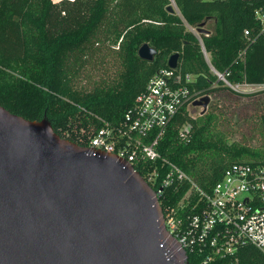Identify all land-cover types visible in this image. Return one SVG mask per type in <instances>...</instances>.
Wrapping results in <instances>:
<instances>
[{
	"label": "trees",
	"instance_id": "1",
	"mask_svg": "<svg viewBox=\"0 0 264 264\" xmlns=\"http://www.w3.org/2000/svg\"><path fill=\"white\" fill-rule=\"evenodd\" d=\"M172 1L176 10L169 12ZM257 10L264 13V0H0V105L29 120L46 117L57 134L84 146L104 122L123 120L135 96L174 52L177 70L193 76L189 87L202 96L231 91L216 81L202 47L229 83L264 84V29ZM185 24L208 32L196 35ZM143 43L156 50L152 61L137 55ZM103 50L120 63L119 72L90 90L77 87L78 71ZM186 122L191 129L181 139L178 128ZM212 123L209 113L193 117L183 106L157 147L206 192L232 164L264 163L246 146L214 134ZM134 167L143 175L141 165ZM158 171L154 189L166 168ZM189 187L187 181L164 187L158 198L162 210L177 206ZM196 197L192 192L178 212H190ZM203 258L197 250L187 252L188 264H264L262 252L247 243L232 255Z\"/></svg>",
	"mask_w": 264,
	"mask_h": 264
},
{
	"label": "water",
	"instance_id": "2",
	"mask_svg": "<svg viewBox=\"0 0 264 264\" xmlns=\"http://www.w3.org/2000/svg\"><path fill=\"white\" fill-rule=\"evenodd\" d=\"M155 54L148 43L137 50L146 61ZM177 60L170 54L167 66ZM209 100L193 105L204 112ZM0 264L188 262L164 226L156 192L128 162L87 155L46 117L29 120L0 105Z\"/></svg>",
	"mask_w": 264,
	"mask_h": 264
},
{
	"label": "built area",
	"instance_id": "3",
	"mask_svg": "<svg viewBox=\"0 0 264 264\" xmlns=\"http://www.w3.org/2000/svg\"><path fill=\"white\" fill-rule=\"evenodd\" d=\"M174 10L176 7L173 3ZM256 16L264 29V13L257 10ZM187 26V24H185ZM197 35L195 28L188 26ZM249 35L247 29L243 31ZM208 61L210 71L233 91L240 86L262 87L264 84L229 83L223 73L217 72L209 63L207 53L201 48ZM218 78H220L218 80ZM194 78L189 73H180L175 68L160 67L148 79L142 91L134 98L133 106L119 124H108L97 129L89 138L86 154H115L134 166L143 167V179L156 192L157 198L164 187L172 183L187 181L190 187L177 206H166L162 210L166 230L187 252L197 250L204 262L232 255L242 244L256 247L264 255V163L232 164L224 170L209 192L201 189L188 175L168 159L161 156L157 147L173 116L185 106L188 110L202 95L193 91L189 84ZM235 85V86H234ZM256 86L255 88H253ZM191 123L178 128V137L187 138ZM149 165L144 167V164ZM166 172L157 183L159 168ZM196 193V201L190 212L179 213L187 206L189 196ZM158 203L160 205L159 199ZM162 209V208H161ZM196 210V212H195Z\"/></svg>",
	"mask_w": 264,
	"mask_h": 264
},
{
	"label": "rangeland",
	"instance_id": "4",
	"mask_svg": "<svg viewBox=\"0 0 264 264\" xmlns=\"http://www.w3.org/2000/svg\"><path fill=\"white\" fill-rule=\"evenodd\" d=\"M171 3L173 5V1ZM187 28L189 29L188 25ZM120 66L110 51L103 50L95 54L91 62L78 71L74 82L77 87L90 90L96 82L114 78ZM223 86L227 84L223 82ZM250 88L240 86V91L224 88L216 95L210 96L204 112L201 106L189 107L188 111L193 117L209 113L213 118L214 134L222 136L229 143L246 146L264 159V86L256 87L255 90Z\"/></svg>",
	"mask_w": 264,
	"mask_h": 264
}]
</instances>
